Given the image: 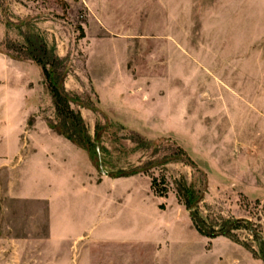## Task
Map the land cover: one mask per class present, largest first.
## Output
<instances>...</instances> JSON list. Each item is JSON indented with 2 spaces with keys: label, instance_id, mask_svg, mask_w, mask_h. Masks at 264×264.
I'll return each instance as SVG.
<instances>
[{
  "label": "rangeland",
  "instance_id": "obj_1",
  "mask_svg": "<svg viewBox=\"0 0 264 264\" xmlns=\"http://www.w3.org/2000/svg\"><path fill=\"white\" fill-rule=\"evenodd\" d=\"M8 20L36 25L65 60L61 83L91 136L69 140L99 173L97 147L106 175L143 180L161 199L173 234L201 220L214 233L198 231L202 264H264V0H0L11 68L0 95L27 87L37 109L26 129L40 117L67 138L50 125L60 120L41 66L4 53L8 39L23 41ZM134 102L187 104V120L143 119ZM31 140L25 132L0 165V264H180L173 240L167 252L139 243L137 256L122 243L52 240L48 202L22 180Z\"/></svg>",
  "mask_w": 264,
  "mask_h": 264
},
{
  "label": "crops",
  "instance_id": "obj_2",
  "mask_svg": "<svg viewBox=\"0 0 264 264\" xmlns=\"http://www.w3.org/2000/svg\"><path fill=\"white\" fill-rule=\"evenodd\" d=\"M9 62L10 58L0 53V83L11 79ZM28 90L24 86L18 92L0 95V165L20 154L22 136L27 132L32 138L28 159L33 168L22 180H35L27 183L38 185L39 198L48 202L50 238L122 243L135 256L139 243L154 241L167 252L173 240L179 243L180 264H202V235L188 226L179 227L173 234L170 215L147 183L133 176L99 173L82 148L53 132L40 117L34 128L27 130L28 118L37 109L36 103L27 98ZM133 104L130 114L143 119L160 116L178 122L187 120V104L168 103L162 111L153 104Z\"/></svg>",
  "mask_w": 264,
  "mask_h": 264
},
{
  "label": "trees",
  "instance_id": "obj_3",
  "mask_svg": "<svg viewBox=\"0 0 264 264\" xmlns=\"http://www.w3.org/2000/svg\"><path fill=\"white\" fill-rule=\"evenodd\" d=\"M6 25L14 26L20 30L23 41L8 39L2 44L4 53L14 59H30L37 62L42 68L45 81L48 82L51 88L57 118L60 120L59 125L50 122L51 127L76 144L85 146L91 136L87 131L81 112L71 107V103L75 101V98L65 90L64 85L61 83V78L66 70L65 60L56 53L55 49L50 48L39 28L33 23L24 20H19V22L8 20ZM23 27L30 28V33L21 31ZM60 68H62L61 72ZM180 197L187 205H192L195 201L192 191L189 195H180ZM203 224L201 220L195 219L194 221V225L199 232L209 236L214 235V233L208 232ZM223 234H228V232L225 231Z\"/></svg>",
  "mask_w": 264,
  "mask_h": 264
},
{
  "label": "water",
  "instance_id": "obj_4",
  "mask_svg": "<svg viewBox=\"0 0 264 264\" xmlns=\"http://www.w3.org/2000/svg\"><path fill=\"white\" fill-rule=\"evenodd\" d=\"M97 150H98V154H99V165H100V170L103 174H107V171L104 169V166H103V163H102V158H101V155H100V149L99 147H97Z\"/></svg>",
  "mask_w": 264,
  "mask_h": 264
}]
</instances>
